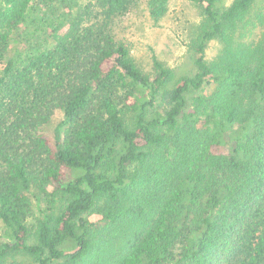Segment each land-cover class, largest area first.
<instances>
[{"label":"trees","instance_id":"1","mask_svg":"<svg viewBox=\"0 0 264 264\" xmlns=\"http://www.w3.org/2000/svg\"><path fill=\"white\" fill-rule=\"evenodd\" d=\"M30 1L0 0V264H264V10L189 0L195 72L174 80L112 29L139 0H46L47 45L8 58ZM49 188L64 200L31 226L25 192Z\"/></svg>","mask_w":264,"mask_h":264},{"label":"rangeland","instance_id":"2","mask_svg":"<svg viewBox=\"0 0 264 264\" xmlns=\"http://www.w3.org/2000/svg\"><path fill=\"white\" fill-rule=\"evenodd\" d=\"M93 1L76 0L78 6L88 5ZM146 1L139 0L137 6L115 16L112 29L116 37L129 45L132 56L143 70L151 69L152 56L155 55L164 65L172 69L174 80H178L182 76H192L195 66L191 43L196 35L197 30L195 31V29L202 26L203 23L200 8L189 0H169L165 15L160 20L154 21L148 13ZM230 1L217 0L216 7L221 9ZM263 10L264 0H254L246 18L253 21L255 15ZM57 11H59V7L51 5L46 0H31L23 24L24 32L19 35L20 38L17 36V30H12L9 33L8 58L18 62L31 49L30 44L47 45L45 40L47 33L42 19ZM251 27L252 25L249 23L247 28ZM243 39L245 38L243 37ZM221 47L222 43L217 39L208 41L207 57L210 59L215 56ZM60 118L61 112L55 111L51 123L44 129L46 134L51 133L53 125ZM25 193L30 201L28 221L31 226L43 216L47 208L55 209L64 200L61 191H54L52 188L44 193H36L33 189H29ZM5 231L6 227L0 219V235ZM12 260L19 264H38L31 256L24 253L17 254L13 259H10V261Z\"/></svg>","mask_w":264,"mask_h":264}]
</instances>
